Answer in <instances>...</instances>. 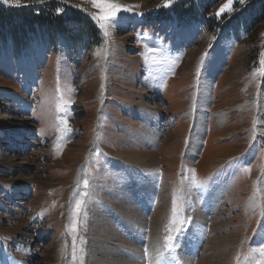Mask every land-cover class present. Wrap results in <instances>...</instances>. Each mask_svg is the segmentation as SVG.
Here are the masks:
<instances>
[{
  "label": "rangeland",
  "instance_id": "1",
  "mask_svg": "<svg viewBox=\"0 0 264 264\" xmlns=\"http://www.w3.org/2000/svg\"><path fill=\"white\" fill-rule=\"evenodd\" d=\"M48 2L82 11L98 34L72 22L70 33L36 24L17 51L0 39V264H124L88 233L123 223L114 195L135 199L139 186L143 211L125 228L142 252L196 262L218 223L212 261L264 264V22L240 27L246 0L219 19L226 0H116L128 10L107 37L90 0H23ZM130 150L149 156H119Z\"/></svg>",
  "mask_w": 264,
  "mask_h": 264
},
{
  "label": "bare ground",
  "instance_id": "2",
  "mask_svg": "<svg viewBox=\"0 0 264 264\" xmlns=\"http://www.w3.org/2000/svg\"><path fill=\"white\" fill-rule=\"evenodd\" d=\"M209 60H210V58L208 59V63H209ZM204 62H205V60H203V63ZM217 67L218 66H214V69H216ZM198 70L200 72V75L204 73L205 77H207V78H210V76L212 74H214V72L211 73L208 70L203 71L202 66H200L198 68ZM204 78H203V80H204ZM251 100H252V102H254L256 100V96L255 97L253 96L251 98ZM245 103L247 105H249L251 102L246 101ZM198 126L200 127L199 123H198ZM119 156L126 157L131 162L138 164L139 162H142V163L144 162V160L140 159V157L145 158V157H148L149 155H148V153L146 154L143 151L130 150L128 153L120 152ZM6 162L10 163V164L13 163L10 161H6ZM23 180L25 182H26V180L28 181L27 178H25ZM19 181H22V180H19ZM139 190L140 189L133 191L135 199H132V197H133L132 194H130L132 196V197H130V195L126 192L122 193L121 195L116 193L114 196H116L117 199L114 201L115 202L114 205L117 204V207L120 209V211H122L123 214L125 216H127L128 218L126 220H124L123 223H121V222L118 223L116 220H114V218H115L114 215H113V217H114L113 220L111 218L109 221H101V222L97 221L96 226L98 229L100 228V230L97 233H88L89 238L95 239V241L98 243H102V244L108 243L110 246H112V249L114 251H116L118 253V255H120V257H121L120 259L122 260V262H124V264H144V261H146V264H176V263H174L173 260L170 261L168 258H166L167 256L163 255V254H165L164 251L156 249V246H152V247L149 246V249L146 250V252L148 251V253L142 252L140 249V243H141L142 237H141V239H139L137 236L131 237L129 235L130 232L126 230L125 226H127L128 224H131V222H132L129 219L130 215L131 214H138V213L143 211L142 210L143 209L142 204H143V200H145L146 197L142 196L141 193H138ZM212 193L208 194V197H207L208 201L206 198L205 202L206 201L209 202ZM127 194H128V196H127ZM214 194H216V192ZM116 222L118 224H116ZM117 225H118V228L121 229L120 237H114L113 238L115 233H119V232H115V230L118 229V228H116ZM113 229H114L115 233H113ZM201 229H202V227L198 229V232L193 230L194 235H195V236L194 235L193 236L195 237V239H192L188 242L191 244L195 240L194 245H192L191 247L186 246V249H187L186 253L192 255L193 253L196 252V246H197V241H198L197 235H198V233L200 234L202 232ZM207 229H208V227L204 229V232H206V233L209 232L208 235L210 236V239H213V241L210 242V244H207L206 248L203 250V252L200 254V256L197 257L196 262H192L193 264H218V263H220L217 261H212V259L220 256L217 253V248H216L219 246V244H218L219 240L216 237V233L221 231V227L218 223H216V224H213V226L208 231H206ZM116 231H119V230H116ZM131 233H133V231H131ZM196 233H197V235H196ZM24 236L26 237V235H24ZM197 251H198V249H197ZM107 254L108 253L104 252V255H106V257H108ZM48 255H50V252L48 253ZM45 256H46V252H45ZM109 257H110V255H109ZM183 257H184V261H186L185 256H183ZM103 262L106 263L107 260H103ZM111 263H113V262H111ZM192 263H190V264H192ZM20 264H26V263L21 262ZM180 264H183L182 260L180 261ZM186 264H189V263L187 262Z\"/></svg>",
  "mask_w": 264,
  "mask_h": 264
},
{
  "label": "trees",
  "instance_id": "3",
  "mask_svg": "<svg viewBox=\"0 0 264 264\" xmlns=\"http://www.w3.org/2000/svg\"><path fill=\"white\" fill-rule=\"evenodd\" d=\"M57 9H62L57 13ZM243 13L240 27L255 25L264 22V0H246L243 5ZM75 22L76 34L87 25L85 29L97 33V29L88 16L78 9L64 4L51 3L35 4L33 6L13 7L0 0V39L12 41L13 49L23 48L29 43L28 33L34 30L37 24L41 27L57 26L60 31L72 32L71 23ZM83 32V31H82ZM98 34V33H97ZM74 35V34H73ZM79 40V38L75 39ZM97 43V42H96Z\"/></svg>",
  "mask_w": 264,
  "mask_h": 264
},
{
  "label": "snow or ice",
  "instance_id": "4",
  "mask_svg": "<svg viewBox=\"0 0 264 264\" xmlns=\"http://www.w3.org/2000/svg\"><path fill=\"white\" fill-rule=\"evenodd\" d=\"M173 0H164L163 7H169ZM241 4L244 3V0H239ZM3 3L9 4L13 7H23V0H3ZM90 3L93 8L98 10V13H90L92 18L96 21L98 27L102 30L103 35L107 37L109 33V27L112 25L113 21L118 18V15L121 11H127L128 8L126 6L120 5L116 0H90ZM234 0H226V3L223 4L220 9L216 13L217 19H219L223 14L228 13L230 14L233 8ZM63 11L62 9H57V13ZM157 49L147 47L146 52L143 53V57L146 61L155 62L156 56L155 53ZM106 54V52H105ZM264 55V53H262ZM103 87V85H102ZM85 186L87 187V181H85ZM175 200L173 201V214H176V207H175ZM84 201L81 200L79 203L76 204L77 213H79L82 208L84 207ZM75 230V229H73ZM259 252L262 256H264V247L259 249Z\"/></svg>",
  "mask_w": 264,
  "mask_h": 264
}]
</instances>
